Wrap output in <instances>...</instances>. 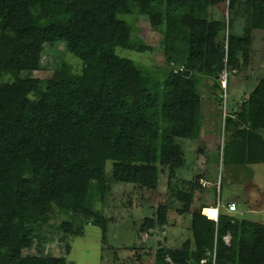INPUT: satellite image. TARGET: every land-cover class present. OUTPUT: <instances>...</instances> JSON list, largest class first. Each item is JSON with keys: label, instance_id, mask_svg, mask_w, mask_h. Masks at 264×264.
<instances>
[{"label": "trees", "instance_id": "16d2710c", "mask_svg": "<svg viewBox=\"0 0 264 264\" xmlns=\"http://www.w3.org/2000/svg\"><path fill=\"white\" fill-rule=\"evenodd\" d=\"M217 0H0V264H56L24 255L55 208L93 214L92 200L107 190L106 164L116 162L117 182L155 189L160 173L184 166L177 138L198 136L203 95L197 73L218 77L225 60L234 66L251 34L231 35L210 17ZM147 17L163 34L169 65L158 69L116 53L145 51L130 41L124 16ZM248 29L264 30V0H250ZM46 41H64L83 62L78 74L64 63L47 83H8L4 72L36 70ZM227 80V79H226ZM228 84V81H227ZM221 95H222V91ZM223 164L264 163V79L240 108L225 117ZM161 168V170H160ZM186 202L192 194L178 191ZM102 216L96 224L104 227ZM160 206L153 228L165 224ZM64 221L61 227L68 226ZM194 247L162 245L156 264H264V224L219 213L192 214ZM230 235L232 244L225 242Z\"/></svg>", "mask_w": 264, "mask_h": 264}, {"label": "rangeland", "instance_id": "374dc122", "mask_svg": "<svg viewBox=\"0 0 264 264\" xmlns=\"http://www.w3.org/2000/svg\"><path fill=\"white\" fill-rule=\"evenodd\" d=\"M249 2L217 0L211 8L210 17L225 22L226 47L231 35L244 38L250 33L252 40L249 49L237 50L234 66L225 60L218 77L204 70L197 73L203 95L199 133L193 139H176L184 148L185 160L176 175L170 177L169 171L163 170L155 189L117 182L113 178L116 161L109 159L107 190L103 201L97 197L92 200L93 214L54 207L50 211V224L36 232L32 246L23 250L24 255L57 259L56 264H156L155 254L162 245L181 248L190 240L194 247L192 214L200 208L208 218L205 208L219 206V213L264 224V163L223 164V148L228 140L224 133L225 117L238 110L264 79V30L247 32ZM124 17L130 28V41L147 49L118 47V55L162 70L171 67L175 72L187 70H183V65L168 64L163 34L152 27L147 17L136 13ZM64 63L78 74L83 71V62L67 50L64 41H46L38 69L6 71L4 78L8 83L18 84L37 79L41 85ZM178 191L193 195L189 211H185L186 202L176 196ZM231 201L238 208L230 213L227 204ZM160 206L167 207L165 224L156 222L153 228H147L144 225L147 219L158 220ZM99 215L104 227L96 224ZM64 221L69 225L61 227ZM225 242L232 244L230 235ZM206 261L214 264L215 255Z\"/></svg>", "mask_w": 264, "mask_h": 264}, {"label": "built area", "instance_id": "2783aa9c", "mask_svg": "<svg viewBox=\"0 0 264 264\" xmlns=\"http://www.w3.org/2000/svg\"><path fill=\"white\" fill-rule=\"evenodd\" d=\"M237 208H238V206H237V203L236 202H234V201H231V202H229L228 204H227V209H228V211L231 213V212H235V211H237ZM217 215H216V217L215 218H213L214 220H217L218 219V215H219V212H220V207L218 206L217 208ZM207 214V213H206ZM208 215V214H207ZM211 218V217H210Z\"/></svg>", "mask_w": 264, "mask_h": 264}, {"label": "bare ground", "instance_id": "6f19581e", "mask_svg": "<svg viewBox=\"0 0 264 264\" xmlns=\"http://www.w3.org/2000/svg\"><path fill=\"white\" fill-rule=\"evenodd\" d=\"M205 212L213 219L217 215L216 207H206Z\"/></svg>", "mask_w": 264, "mask_h": 264}, {"label": "crops", "instance_id": "0c3cea01", "mask_svg": "<svg viewBox=\"0 0 264 264\" xmlns=\"http://www.w3.org/2000/svg\"><path fill=\"white\" fill-rule=\"evenodd\" d=\"M237 201V200H236Z\"/></svg>", "mask_w": 264, "mask_h": 264}]
</instances>
